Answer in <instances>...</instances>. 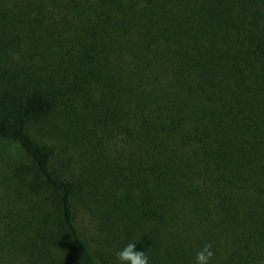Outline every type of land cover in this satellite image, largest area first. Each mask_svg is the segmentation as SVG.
<instances>
[{"label":"trees","instance_id":"1","mask_svg":"<svg viewBox=\"0 0 264 264\" xmlns=\"http://www.w3.org/2000/svg\"><path fill=\"white\" fill-rule=\"evenodd\" d=\"M57 53L61 79L39 81L31 63ZM97 78L123 149L61 177L29 126ZM0 138L31 160L0 264H118L128 242L150 264L205 244L209 264H264V0H0Z\"/></svg>","mask_w":264,"mask_h":264},{"label":"rangeland","instance_id":"2","mask_svg":"<svg viewBox=\"0 0 264 264\" xmlns=\"http://www.w3.org/2000/svg\"><path fill=\"white\" fill-rule=\"evenodd\" d=\"M64 22V21H62ZM74 23H79L73 21ZM66 27V37H81V32L77 27L69 23ZM58 30V29H57ZM72 47V43H66ZM77 44V42H76ZM80 48V46L77 44ZM60 53L41 55L36 57L31 63L32 69L39 75V81L57 77L61 79L64 71ZM46 82V81H45ZM52 84V81L49 82ZM100 78L97 82L90 84L82 83L77 85L65 97H62L55 111L45 120L33 122L29 126V131L35 140L43 145L56 149V157L53 167L61 177H70L85 172L87 166H91L90 160L93 149L97 151L100 147L110 156L119 154L123 149L122 130L116 134H111L109 128H114L112 114L114 113L115 100L112 91L103 87ZM59 85V83H55ZM62 85V84H60ZM59 95V91L56 92ZM112 102V108L107 104ZM97 122V123H96ZM110 131V136H109ZM93 160V159H92ZM31 166L30 158L22 149L9 141L0 138V221H6V216L11 212V206H19V202L13 205L6 204V196L15 193V183L12 178L14 167ZM84 168V169H83ZM10 190V192H8ZM79 203L80 200H78ZM21 205V204H20ZM16 211V209H15ZM88 214V213H87ZM83 214L82 218L87 223L88 215ZM82 226L85 224L79 219ZM195 239V236H192Z\"/></svg>","mask_w":264,"mask_h":264},{"label":"clouds","instance_id":"3","mask_svg":"<svg viewBox=\"0 0 264 264\" xmlns=\"http://www.w3.org/2000/svg\"><path fill=\"white\" fill-rule=\"evenodd\" d=\"M136 245L137 242H128L114 253L118 264H150L146 252L138 250ZM210 249L211 245L205 244L196 251L193 264H209L212 256Z\"/></svg>","mask_w":264,"mask_h":264}]
</instances>
